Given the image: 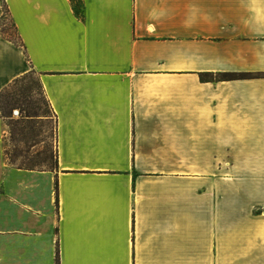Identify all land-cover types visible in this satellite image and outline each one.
<instances>
[{
    "label": "crops",
    "instance_id": "obj_1",
    "mask_svg": "<svg viewBox=\"0 0 264 264\" xmlns=\"http://www.w3.org/2000/svg\"><path fill=\"white\" fill-rule=\"evenodd\" d=\"M3 2L0 264H264V0ZM30 72L50 170L6 158Z\"/></svg>",
    "mask_w": 264,
    "mask_h": 264
},
{
    "label": "rangeland",
    "instance_id": "obj_2",
    "mask_svg": "<svg viewBox=\"0 0 264 264\" xmlns=\"http://www.w3.org/2000/svg\"><path fill=\"white\" fill-rule=\"evenodd\" d=\"M2 28L16 38L13 22L8 17L2 21ZM39 77L35 72L13 84L4 93L5 114L19 110V119H12L6 139V158L16 165L37 169H54L57 165L56 156V119L52 112L46 116L28 120L27 111L32 109L44 115L48 108L46 98L39 87ZM26 89H30L26 92Z\"/></svg>",
    "mask_w": 264,
    "mask_h": 264
},
{
    "label": "trees",
    "instance_id": "obj_3",
    "mask_svg": "<svg viewBox=\"0 0 264 264\" xmlns=\"http://www.w3.org/2000/svg\"><path fill=\"white\" fill-rule=\"evenodd\" d=\"M3 8H4V20H6V19L9 17V8H8L6 2H3ZM1 24H2V23H0V27H1V29H2V33L4 34V36H5L6 38L12 40L16 45H18V46H20V47H23V44H22V42L20 41V38H19V36H18V34H17L15 24L13 23V26H14L15 32H16V34H17V37H16V38L10 36V34H8V33L2 28ZM28 75H29V74H27V75H25V76H23V77H21V78H18L17 80L14 81L13 84H17L19 81L24 80ZM222 76L225 77V78H227V77H230L231 75H229V74H224V75H222ZM13 84H12V85H13ZM38 84H39L40 89L42 90V84H41L40 80H39ZM12 85H11V86H12ZM11 86H10V87H11ZM7 89H8V88H7ZM7 89L4 91V93L7 91ZM29 90H30V89H26V92H28ZM42 92H43V90H42ZM4 93H3V95H2V100H1L2 111H3L4 116L8 118V126H9V128H10V130H11V132H12V122H10V121H12V119H19V118H13L12 115H11V112H9L8 114H5V109H6L5 106H6V105L4 104V101H3ZM46 101H47V100H46ZM47 103H48V101H47ZM50 112L53 113L52 108H50V105H49V103H48V108H47V110H46L45 112H43L44 115H40L38 111H35V110L32 109L31 111H29V110L27 111V113H26V117L28 118V120L31 121V119H33L34 117L46 116V115L49 114ZM53 114H54V113H53ZM11 164H13L14 166H17V167H19V168H30V167L19 166V165H16L15 163H12V162H11Z\"/></svg>",
    "mask_w": 264,
    "mask_h": 264
},
{
    "label": "built area",
    "instance_id": "obj_4",
    "mask_svg": "<svg viewBox=\"0 0 264 264\" xmlns=\"http://www.w3.org/2000/svg\"><path fill=\"white\" fill-rule=\"evenodd\" d=\"M12 117L13 118H19L20 117V112H19V110H13L12 111Z\"/></svg>",
    "mask_w": 264,
    "mask_h": 264
}]
</instances>
